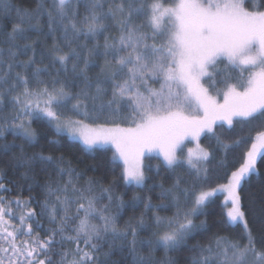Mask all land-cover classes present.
<instances>
[{
  "label": "snow or ice",
  "instance_id": "6c2138e0",
  "mask_svg": "<svg viewBox=\"0 0 264 264\" xmlns=\"http://www.w3.org/2000/svg\"><path fill=\"white\" fill-rule=\"evenodd\" d=\"M80 6L79 0H51L47 7L45 0H37L34 8L27 9L14 6L12 0H0V21L12 19L11 28L0 31V105L8 97L14 112L10 118L0 117V136L11 130L31 143L37 135L32 122L46 120L54 125L57 135L77 139L89 150L110 143L115 148L113 161L117 157L123 161L125 184L141 188L146 180L141 157L157 148L167 167L182 162L188 166L195 187L202 178L207 180L205 163L210 157L199 142L201 134L215 135L218 122L231 129L236 123L256 121L259 130L243 152L242 163L227 176V183L195 193L180 191L183 181L177 178L161 193L162 197L172 195L177 211L167 218L156 216L157 232L146 241L138 242L137 228L132 227L130 251L134 264H154L151 253L157 248L165 252L177 249L206 226V220L197 224L195 218L203 214L208 199L222 190L227 193L225 226L243 223L246 242L216 237L215 250L212 243L193 247L194 252L198 248V254L191 264H264V246L257 247L238 194L243 182L259 174L257 160L264 157V0H83L82 14ZM45 16L48 33L53 34L50 65L43 63V56L36 59L37 41L28 35L42 31ZM56 32L68 51L56 43ZM22 56L26 58L20 59ZM98 60L102 61L99 65ZM69 61L80 82L75 93L59 79L61 69L67 74ZM57 63L60 68H56L50 88L41 74L49 73V67ZM97 66L99 71L89 76ZM33 81L37 87L31 86ZM64 108L81 118L64 115ZM124 123L128 126L122 127ZM189 137L194 147H188L181 158L179 152ZM217 140L220 142L219 137ZM233 143L239 147L247 139ZM10 147L0 144L5 153ZM12 160L26 168L25 177L37 162L45 168L57 164L51 155H26L23 145ZM65 172L69 179L62 185L45 182L46 195L39 212L28 207L31 197L13 202L0 196V264H5V258L7 264H110L108 258L116 242L126 239L129 229L117 227L118 212L109 213V205L96 207L98 198L87 194L91 187L84 190L73 183L71 168H58L57 175ZM0 190L8 189L0 183ZM104 194L110 204L111 185L101 189L100 198ZM180 196L189 207H181ZM190 196L194 199L189 202ZM139 199L133 197L134 202ZM13 203L27 208L19 215L18 224L14 223ZM117 207L118 211L123 207L122 200ZM144 208H151L150 198ZM37 216H46L53 225L43 239L38 232L33 235L41 226ZM96 217L100 224L90 222ZM73 221L78 223L71 226ZM143 224L141 217L140 226ZM109 236L108 251L101 259L98 241ZM137 243L148 246V256L138 255Z\"/></svg>",
  "mask_w": 264,
  "mask_h": 264
},
{
  "label": "trees",
  "instance_id": "16d2710c",
  "mask_svg": "<svg viewBox=\"0 0 264 264\" xmlns=\"http://www.w3.org/2000/svg\"><path fill=\"white\" fill-rule=\"evenodd\" d=\"M14 6L20 8L32 9L35 7L37 0H12ZM51 0H45L47 7ZM79 11L82 14L84 11L83 0H79ZM13 12V16H14ZM47 17H44V24L42 31L29 32L28 35L31 39L37 41L35 45L36 59L39 61L43 56V63L50 65L52 54L49 51L53 45V34L48 33L46 26ZM12 19L5 18L0 21V31H7L11 28ZM56 36V43L63 48V51H68L59 32L54 34ZM83 38H81L82 41ZM100 43H103V37H100ZM79 43V42H78ZM89 46L93 41L89 40ZM75 46V45H74ZM31 55V52H29ZM26 57H20L25 59ZM97 61V65L101 63ZM72 61L68 63V72L65 74L61 69L59 79L66 83L69 90L73 93L79 90L80 82L76 80L71 71ZM222 67V65H221ZM56 68H60L57 63L55 67H49V73H42L41 79L47 82L48 86L52 87V76L56 75ZM99 71V66L92 68L89 71V76L94 77ZM32 87H37L35 82H32ZM43 85H40L42 87ZM158 87L157 85H153ZM205 86L208 82L205 81ZM222 87V85H217ZM212 94L215 95V89H212ZM8 97L5 98L3 105H0V117H11L14 115L11 104L8 103ZM71 107V102L68 108ZM68 108L61 109V112L66 116H72L73 119H80L74 113L68 111ZM2 123V121H0ZM11 120H9V124ZM91 123V121H86ZM122 127H127L126 123L121 124ZM31 127L36 131V139L31 143L26 142L19 136H14L11 130L5 131L3 136H0V144H10V149L5 153L0 150V183L5 185L7 191L0 190V196L5 197V201L11 200L15 202L19 199L21 202L28 200L29 197L32 201L28 204L29 208L40 210V202L45 199V182H52L53 186L57 182L61 185L69 179L68 173L65 172L62 176L57 175L58 168H71L73 170L72 181L80 189L87 190L91 187L92 191L88 195L96 196V207L99 209L104 205H109L108 211L116 215V224L120 229L128 228V236L122 241H117V247L113 249L111 256L108 258L110 264H134V257L130 251L131 228H137V241L148 240L154 238L153 234L157 232L155 217H171L177 211L175 204L172 200V195L162 197L161 193L169 188L180 178L183 182L180 184V191L188 189L190 192L198 193L201 189L207 191L218 185L227 182V176L235 171L240 163H242L243 152L251 146V137H254L256 131L259 130L258 122L254 121L252 124L236 123L231 129L228 125L220 126V122L214 125L215 135L210 133H202L200 137V144L210 152V157L205 163L207 168V180L196 182L193 186L192 175L190 169L183 162L180 166L175 168L167 167L162 159L157 155H146L143 157L142 167L145 171L146 180L143 187H137L131 184H125L122 179V165L116 160L113 161L111 149L107 147H96L94 149H87L83 144L76 140L70 139L67 135H57L52 125L48 124L46 120H34ZM223 144L230 145L229 148H224ZM247 139V143L242 146H235L233 143L237 139ZM185 144V143H184ZM23 145L24 153L32 155L33 153H42L44 155H51L57 164L48 167H42L37 162L35 163L31 172L25 177L23 174L26 171L25 167L19 166L12 160L14 154L20 153V146ZM181 156L182 153L179 152ZM63 157V160L59 158ZM258 175H252L247 181L243 182L242 187L238 189V194L241 197L242 211L245 213V219L248 224L252 235L255 238L257 247L264 246V157H259L257 160ZM92 182L89 184V182ZM111 185V195L113 200L109 204L107 194L101 197V189ZM117 197L119 199H117ZM133 197H139L137 201H133ZM150 198L151 208L145 210L144 203L148 202ZM54 201L55 197H51ZM194 199V196L188 197L189 202ZM120 200L123 201V207L118 211ZM182 208L190 206L185 204V197H179ZM13 212L17 219L14 223L18 224V217L22 211H27V208H17L15 203L12 205ZM75 205L73 206V212ZM83 213H81V216ZM143 217V226H140V218ZM59 219V217L57 218ZM226 217V207L222 194H214L208 199L203 214L195 218L197 224L201 220H206V226L199 229L197 232L190 235L177 249L165 252L163 248H157L151 253V258L154 264H167L173 261L174 264H191V258L198 254L193 251L194 246H206L209 243L213 244L216 237H227L232 241L246 242L247 233L245 232L244 225L239 223L235 226H225L224 221ZM36 221H39L40 227L34 229L33 235L37 232L40 238L43 239L50 228L53 227L49 223L46 216H37ZM93 224H100L101 221L96 218L90 220ZM34 223V222H33ZM78 221H73L71 226H74ZM26 227V225H25ZM164 229H160L162 232ZM25 239L27 237H24ZM111 242L110 236L98 241L102 245L101 259H104L102 253L108 251L109 243ZM83 246V245H81ZM66 247H74V245H67ZM138 255L148 256L149 248L146 244L137 243ZM2 255V254H0ZM5 264L7 259L5 258Z\"/></svg>",
  "mask_w": 264,
  "mask_h": 264
},
{
  "label": "rangeland",
  "instance_id": "374dc122",
  "mask_svg": "<svg viewBox=\"0 0 264 264\" xmlns=\"http://www.w3.org/2000/svg\"><path fill=\"white\" fill-rule=\"evenodd\" d=\"M52 126H53V128L55 129L54 125H52ZM72 140H76V141L80 142L81 144H83L81 141H79V140H77V139H72ZM190 141H191V138H190V137L187 138V139L185 140V144L183 145V151L180 152V153H182L181 158H183V156L186 155V153H187V148H188V147H194L195 142H194V141H193V142H190ZM101 147H107V148L111 149L112 156H113V154H114V152H115V148H114L113 145H111V144L109 143V144H104V145L101 146ZM146 155H157V156H159V157L162 159V161H163V157L160 155L159 149H157V148H153L151 151H145L144 155L141 157V161H143V157L146 156ZM116 161L119 162V163H121V165H122V169H123V161L120 160L118 157L116 158ZM226 183H227V182H226ZM218 186H219V185H218ZM218 186H216V187H214V188H218ZM211 189H212V188H211ZM208 190H210V189H208ZM214 194H222V195H223V200H224V203H225V197H226V195H227L226 192H224V191H222V190H218V191H217L216 193H214ZM214 194H213V195H214ZM228 207H230V202H229V204H228ZM226 212H227V208H226ZM242 224H243V223H242Z\"/></svg>",
  "mask_w": 264,
  "mask_h": 264
}]
</instances>
